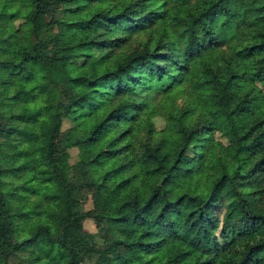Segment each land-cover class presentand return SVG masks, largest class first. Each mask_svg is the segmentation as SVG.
Here are the masks:
<instances>
[{
    "label": "trees",
    "instance_id": "1",
    "mask_svg": "<svg viewBox=\"0 0 264 264\" xmlns=\"http://www.w3.org/2000/svg\"><path fill=\"white\" fill-rule=\"evenodd\" d=\"M262 168L264 0H0V264H264Z\"/></svg>",
    "mask_w": 264,
    "mask_h": 264
},
{
    "label": "rangeland",
    "instance_id": "2",
    "mask_svg": "<svg viewBox=\"0 0 264 264\" xmlns=\"http://www.w3.org/2000/svg\"><path fill=\"white\" fill-rule=\"evenodd\" d=\"M20 20H21V18L17 17L14 20H12L11 22H9L8 24L10 25V28L16 27V25L18 24V22ZM47 34L52 36L53 41L60 43V44H64V43L71 41L77 37V34H71L70 31H68L66 28H58L57 26H54L51 29H49L47 31ZM33 65L38 67L39 63L33 62ZM67 68L70 70V65H68ZM176 100L178 102H180L181 96H177ZM164 102L166 104L167 100H165ZM35 105H37V104H35ZM163 106H165V105H163ZM252 112H253V107H249L248 109H246L245 111H243L240 114V120L242 122H245L249 118V116L251 115ZM206 113L213 119V123H214L213 125H217L218 121L220 119L218 114L212 108L207 109ZM151 119H153L152 121H153L154 125L156 127H159V125L161 123V116L159 114H157V115L151 117ZM68 124L69 123L67 120L64 119L62 121V124H61L62 131H64V129L68 126ZM145 124H147V122ZM145 130H146L145 127H142V130H141V132H138V135L144 134ZM61 135H62L61 138H66V133L61 134ZM214 136L216 139L219 138V135L217 133H215ZM88 148H89V146H87V145H80V146L68 148V152L65 153V157L67 158V160L70 163H72L77 159L79 154H83L84 151L87 150ZM250 185L254 190L253 194L250 196L251 206H253V207L262 206L263 202H264V168L259 169L256 172V174L251 178ZM31 186L35 190H40V185L36 182H32ZM80 206L83 210L91 207V199H90L89 195H85L81 198ZM108 225H112V223L109 222ZM82 227L85 230L95 232V234H98L97 229L94 226L93 220L90 218H84L82 220Z\"/></svg>",
    "mask_w": 264,
    "mask_h": 264
}]
</instances>
